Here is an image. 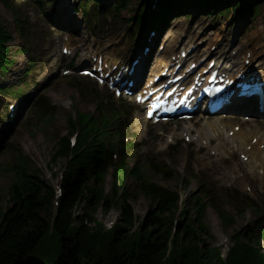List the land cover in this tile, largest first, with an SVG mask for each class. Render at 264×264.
Listing matches in <instances>:
<instances>
[{"label":"rangeland","instance_id":"obj_1","mask_svg":"<svg viewBox=\"0 0 264 264\" xmlns=\"http://www.w3.org/2000/svg\"><path fill=\"white\" fill-rule=\"evenodd\" d=\"M19 1L28 15L31 13L32 17L39 18L34 34L31 35L32 43H30L18 31L14 11L7 8L2 0L0 2V21L11 31L13 37V41L9 43L11 47L9 57L15 61L7 74L0 75V80L5 87L26 86L24 83L26 72H32L29 70L30 65L34 62L39 47L43 45V40L48 35L50 37L47 40L45 51L41 54V58H37L40 61V66L51 62L56 64L62 57L59 52L61 46L68 43L75 45L76 48L88 49L90 52H100L108 60L121 59L127 55L128 49L135 50L139 44L135 35L134 38L131 37L134 34V26L132 28L131 22L128 20L129 15H132L136 10L139 0H130L127 10L122 13L123 17L108 14L102 10L99 12V17L92 23L94 28L91 26L92 29H87L86 23L82 22V25L77 26L78 30L74 35H66L65 32H59L54 28L47 29L46 21L36 15L34 11V1ZM64 1L55 0V7H51V4L45 6L52 18L60 16V11L67 13V8L63 6ZM102 2H104L103 9L106 0H102ZM194 12L195 17L192 19L180 17L173 23V29L170 32L173 48L186 44L187 39L193 36L191 45L198 46L200 50L206 46L210 48L209 50H214L212 49L213 43H215L214 39L219 38L218 41L235 40L237 46H249L255 52V61L264 56V2L260 4L256 14L252 13L249 16L245 26H243V20L232 19V14L215 18L213 15L199 16L200 12L197 10ZM75 27L73 25L74 29H76ZM144 27L145 25L143 29ZM210 30L213 31L210 32ZM240 36L242 40L238 42ZM200 41H204V43L198 44ZM26 47L32 49L33 52H23V48ZM67 63L69 60L61 62L43 74H33L29 79L30 90L22 89L28 98L9 97L5 100V95H0V218L7 207L11 205L12 184L22 174L18 167L22 156L27 161V172L34 174L36 179L41 180L51 190L49 203H44V214L51 215L57 189L62 182L61 176L66 167V158H55L54 156L59 137L69 133L67 122L69 116L76 117L78 111L88 115L96 113V101L93 99L83 100L75 86L76 81L82 80V78L78 74L64 75L62 73L61 69ZM77 64L78 62L75 61L74 65ZM53 75L56 76L57 82L50 83L49 97L34 106L33 100L39 92H34L35 94L30 92L34 91L38 81H45ZM85 90L88 93L100 91L92 81L86 82ZM116 100L121 101L118 98ZM6 102L9 105L20 103L25 115L23 117L21 115L19 119L10 124ZM51 103L57 104L53 111L49 109ZM125 104H129V114L124 117L123 121L126 128L125 137L130 140L147 137L145 145L140 150L128 154L129 157H132V165L134 166L137 161L143 165L150 155L158 161H166L170 168L176 172L172 178L154 175L150 171L146 173L150 175L153 182L164 188L178 191L182 199L181 207L187 205L193 212V216H196L193 193L200 188L201 183H204V187L210 188L214 200L221 204L233 218V221L231 219L225 221L213 208L207 210L203 221L206 223L209 234L204 235L203 233V237L212 247L221 248L222 253L227 255L233 245L231 238L236 232L241 230L249 233L261 229L260 224H264V213L259 209L264 208V177L259 173V169L255 168L254 163L244 162L239 156L240 154H236L230 160L221 158L213 154V147L205 151H198L199 145H191L183 139L177 144L178 138H185L180 135L186 125L181 128L175 125L171 127L147 125L142 121V116L137 114L131 102H125ZM45 112L50 114L48 119L43 118ZM197 126L198 124L194 125V131L187 138L193 139L199 127ZM233 145L231 143V146ZM243 151L246 152V150ZM239 168L242 172L239 175L248 176L245 181L240 178L236 182L244 191L242 194L244 199L236 190L230 189L235 179L232 172ZM114 185V177L108 176L106 191L109 195L114 193ZM125 186L132 195L129 202L134 211L133 227L137 228L142 223L143 217L153 208L154 202L140 189V182L135 177L128 178ZM247 187L252 188V191L257 189L259 194L254 196L253 193L246 190ZM85 208L84 203L78 208V212H86ZM92 214H95L98 222L105 226L115 222L129 226L128 223L123 222L122 209L116 205H112L111 208L98 207ZM258 246L264 250V242L263 244L258 243Z\"/></svg>","mask_w":264,"mask_h":264},{"label":"trees","instance_id":"obj_2","mask_svg":"<svg viewBox=\"0 0 264 264\" xmlns=\"http://www.w3.org/2000/svg\"><path fill=\"white\" fill-rule=\"evenodd\" d=\"M7 38L0 25V67L4 68L2 53L7 50ZM99 108L104 116L109 112L102 103ZM98 123L81 115L78 143L73 150L67 143L62 147L73 155L62 179L54 214H44V203H49L51 190L34 175L14 186L11 205L0 218V264H264L262 249L253 246L252 237L241 233L234 237L228 257L223 258L221 251L203 238L207 228H196L186 210L180 214L174 232L178 195L162 192L148 183L146 190L156 206L141 226L131 232L134 212L129 197L126 200L122 195L116 202L106 196L104 184L109 167L105 169L104 164L108 155L100 148V142L92 138L99 132ZM115 172L123 180L128 176L127 165ZM103 202L107 208L120 205L123 222L129 226L120 223L111 231H104L102 225L90 228L92 213ZM84 203L86 212H78ZM204 212L205 207L200 204L201 219Z\"/></svg>","mask_w":264,"mask_h":264},{"label":"bare ground","instance_id":"obj_3","mask_svg":"<svg viewBox=\"0 0 264 264\" xmlns=\"http://www.w3.org/2000/svg\"><path fill=\"white\" fill-rule=\"evenodd\" d=\"M166 39H167V43H168V41H169L168 39H170V37L167 36ZM189 47L190 46L187 45L185 47V49L188 50ZM186 50H184V51L187 52ZM232 50L233 49H231V47H229V48H227V47L226 48H223V49H221L217 53V57H215V58L221 59V61H224L223 62L224 63V67L222 68V71L228 72V74H229L230 77L235 76L236 74H238L241 71V69L243 67H245L244 64H242V62L240 60L239 54H234ZM190 53L192 54V51ZM35 60H36V64H37V59H35ZM201 60H202V58L200 57V54L198 53L197 56H196V58H195V61L200 62ZM163 63H165V64H163ZM190 63H191V60H190ZM190 63L188 64V66L190 65ZM259 63L264 64L263 58L258 62V64ZM166 64L169 65L168 59H166L165 57H160L156 61L154 67L152 68V71L150 73V79H153L154 76H156L158 73H161V67L164 66V65H166ZM262 67L264 68V66H262ZM242 71L244 73V70H242ZM244 74L247 75L246 72ZM138 77L140 78L141 76L139 75ZM141 80L142 79H138L137 82H140ZM225 122L226 121L224 120V117H223L221 120L216 121V122H213V123H209L207 125L208 128H209V131H211V133L210 132H207L206 135L210 138V141L211 142H213L215 140H221L220 137L223 135L222 132L226 128V125L224 124ZM190 130H191V127L190 126L189 127H186L185 130H184V132H187V133H185V134L188 135V132ZM249 135L250 134H247V133H239V134H236L234 132L233 139L236 140V141H238V142H240V143H244V142L249 141ZM261 140H264V134L261 135ZM220 148H224V146L222 145V142H220V145L217 148L216 154H221L222 153V151H221ZM259 152H261V150H260V148L258 146H256L255 149L251 152V155H252L253 158L256 159V163L257 164L264 165V155H262V156L259 157L258 156Z\"/></svg>","mask_w":264,"mask_h":264}]
</instances>
